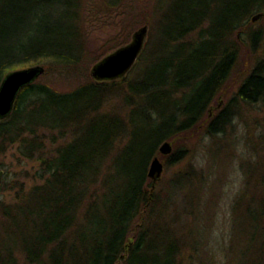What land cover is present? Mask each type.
I'll return each mask as SVG.
<instances>
[{
  "label": "trees",
  "instance_id": "obj_1",
  "mask_svg": "<svg viewBox=\"0 0 264 264\" xmlns=\"http://www.w3.org/2000/svg\"><path fill=\"white\" fill-rule=\"evenodd\" d=\"M85 1L0 0V82L9 71L44 67L0 118V155L15 146L36 164L11 201L0 197V264H264V126L244 123L243 115L244 105H264V0L220 2L210 36L216 47L202 55V74L192 89L172 82L179 97L165 106L157 99L166 98L174 66L161 72L160 52L144 57L143 49L140 77H88ZM259 12L261 26L253 28ZM191 31L182 28L171 43L186 42ZM75 77L68 90L54 85ZM214 98L226 103L218 107ZM208 105L217 116L212 123ZM201 128L218 147L243 139V185L228 219L217 200L208 205L210 165L169 177L188 184L181 203L165 200L168 180L157 189L161 178L153 186L147 174L153 156L165 165L183 152L176 144ZM165 140L174 148L167 160L159 152ZM213 239L223 245L204 246Z\"/></svg>",
  "mask_w": 264,
  "mask_h": 264
},
{
  "label": "rangeland",
  "instance_id": "obj_2",
  "mask_svg": "<svg viewBox=\"0 0 264 264\" xmlns=\"http://www.w3.org/2000/svg\"><path fill=\"white\" fill-rule=\"evenodd\" d=\"M221 1L222 0H86L84 15L86 16V26L84 25V29L87 38L85 60L90 62L88 64V77L91 76L89 74L92 64L108 52L114 50L117 47V43H121L120 45H122L129 42L132 32L138 27L147 25L148 32L143 48L144 57H146V54L148 57H151L157 55L156 52H160L158 53L159 63L156 67H158L161 72L169 66H174L172 67L174 72L173 75L166 81V86L162 88L167 95L166 98L157 99L161 101V106L172 104L175 102V99L179 97L173 94L174 87L171 85L172 82L180 86L178 89H192L199 75L202 74L201 69L204 65L201 60L202 55L205 52L210 53L209 50L213 51L216 47V43L213 40L211 41L210 36L215 32V21L218 19L217 14L220 13L218 11L221 8ZM258 19L255 21L252 20V23H250L253 28H260L261 22H259ZM262 24L264 25V23ZM192 25L193 31L187 36L188 38H185V40H187L186 42L172 41L171 43V35H176L182 28L191 27ZM263 25L262 30L264 31ZM199 37L200 40H198ZM243 39L247 40L245 34H243ZM170 43L175 47L173 51H169L167 48V45ZM108 46H110L111 49L103 54L102 51L106 50ZM143 59L144 61L146 60V58ZM244 59L245 56L243 54L240 61H244ZM253 60L254 58L250 66L254 65ZM206 63L210 64V68L213 69L211 73L214 75L216 71L211 60H208ZM145 68L146 63H140L139 61L133 69L129 71L127 77H140L143 71L145 72ZM149 70L150 76L153 77L155 74L153 65L149 67ZM77 82L78 80L76 77L55 79L54 85L60 90H68ZM213 102L216 103V98H214ZM256 106L257 105H244V114L243 110H241V113L245 118L244 123H253L256 124V126L262 127L264 126V120L262 119L264 118V105L259 104V106ZM244 123L236 125L235 128H231L233 134L239 133L240 135ZM259 130L260 129H258V131ZM208 136L204 128H201L198 134L192 139L180 141L176 144V146H178L177 150L182 148L181 150L183 152L177 155L176 158L167 161L164 165L160 177L161 180L157 183V189H160L163 182L167 181L169 177L174 176L176 173L190 168L191 170H197L202 167L206 169L210 165L211 174L209 175L208 181L211 187H208L207 190L209 193H212L210 198L213 201L208 205L217 200L220 209L225 211L221 213L222 218L228 219L230 215L226 214L228 213V205L235 195V192L240 189V185H243L242 170L238 166L241 158H243V139H241V146L240 144L234 145L230 142L227 143L226 146L222 145L218 147V141ZM228 137H233L232 140H234L235 135L229 134ZM205 139L210 140L205 142L202 146V142H204ZM173 151L174 148L172 147V153ZM165 156V160H167L169 155ZM35 168L36 164L34 162L20 157L15 146L10 147L4 154L0 155V169L4 171L2 176L3 184L0 186V197L6 199V201H11L16 190H18L19 184L24 182L29 184L32 181L24 172L28 170L29 173H33ZM217 177L218 179L216 180ZM166 189L168 196L165 200H167V202L174 201L181 203L184 192L188 189V184L180 179L174 182H169L168 180ZM160 213L161 211L159 210L158 215H160ZM170 217H173V215ZM178 217L179 215L177 219L182 220V217ZM219 245H223L222 239H220L219 242L213 239L212 243L204 246H207L209 249H211V247L212 249H217ZM216 255L220 256L219 253H216Z\"/></svg>",
  "mask_w": 264,
  "mask_h": 264
},
{
  "label": "water",
  "instance_id": "obj_3",
  "mask_svg": "<svg viewBox=\"0 0 264 264\" xmlns=\"http://www.w3.org/2000/svg\"><path fill=\"white\" fill-rule=\"evenodd\" d=\"M257 13L251 17L255 21L260 17ZM148 26L142 25L132 32L129 42L117 46L92 64L91 77L98 82L112 81L124 78L135 65L145 46ZM44 67L32 65L15 69L6 73L0 82V118L7 116L13 109L15 99L22 87L34 81L43 73ZM163 155L172 153V145L165 140L159 145ZM164 168L163 161L155 155L151 158L147 174L152 179L153 186L160 179ZM4 171L0 169V183Z\"/></svg>",
  "mask_w": 264,
  "mask_h": 264
},
{
  "label": "flooded vegetation",
  "instance_id": "obj_4",
  "mask_svg": "<svg viewBox=\"0 0 264 264\" xmlns=\"http://www.w3.org/2000/svg\"><path fill=\"white\" fill-rule=\"evenodd\" d=\"M225 103L226 102H225L224 99L223 100L222 99H218V100H216L215 104H216V106L220 107L222 104H225ZM208 107H209L208 110L210 111L209 118L211 119V120H209V122L212 123V122H214V120L216 119L217 116H215V114L212 112V107L213 106L212 105H210V106L208 105ZM214 116H215V118H214Z\"/></svg>",
  "mask_w": 264,
  "mask_h": 264
}]
</instances>
